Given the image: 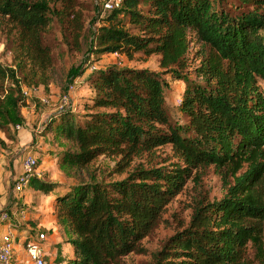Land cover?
I'll use <instances>...</instances> for the list:
<instances>
[{
	"label": "trees",
	"instance_id": "trees-1",
	"mask_svg": "<svg viewBox=\"0 0 264 264\" xmlns=\"http://www.w3.org/2000/svg\"><path fill=\"white\" fill-rule=\"evenodd\" d=\"M69 2L0 0V24L6 19L16 27L21 56L29 63L19 67L28 85L37 84V72L52 64L43 43L49 13L62 18ZM69 15L76 35L79 18L72 10ZM262 30L264 0H236L231 8L223 0H123L122 8L107 11L93 33L95 53L160 54L161 67L172 74L184 68L190 44L209 53L195 70L199 81L182 78L185 124L171 118L167 83L158 72L115 65L86 80L93 95L82 114L73 116L67 107L48 118L46 128L74 146L56 153L65 178L101 156L119 158L118 171L133 157L166 145L177 157L165 166H135L125 178L109 182L90 173L87 180L68 183L32 178V188L53 195L61 241L73 248L64 264H127L125 257L145 252L141 241L166 206L194 171L209 167L222 180L223 197L196 199L187 226L154 254L155 264H255L254 256L264 264ZM6 80L11 86L4 89ZM19 85L14 70L0 64V131L24 121Z\"/></svg>",
	"mask_w": 264,
	"mask_h": 264
},
{
	"label": "rangeland",
	"instance_id": "rangeland-1",
	"mask_svg": "<svg viewBox=\"0 0 264 264\" xmlns=\"http://www.w3.org/2000/svg\"><path fill=\"white\" fill-rule=\"evenodd\" d=\"M232 1L235 2L236 0H223V4L226 8H231ZM102 2L103 0H70L65 9L66 13H68L67 15L62 14L63 17L59 19L52 12L49 13L51 22L46 32L43 33V43L50 47L52 64L47 70L41 73L37 72V84L28 85L27 82L22 80L25 71L19 70V67L21 68L25 65L29 68V63L21 56L16 27L11 25L6 19L1 20L0 64L5 68L14 70L15 79L19 81L20 88H26L30 92L26 97H23L21 93L24 100L21 107V114L24 119L21 123L23 128L17 130L15 126H10L5 132L0 131V162L4 161L5 170L9 171L11 176L14 177L18 173L20 158L26 152H31L37 157L38 172L39 168L41 170L46 169L45 173L39 172L41 177L50 180V177L57 179L66 175L64 171L58 168L57 157H59V152L68 148L74 149V146L71 142L62 140L61 136H55L54 131L49 129V127L46 128V126H49L46 122L57 111L63 94L69 95L71 104L69 108L74 111L71 115L82 114L83 104L92 97L86 80L110 65L146 68L158 72L167 83L164 96L171 118L177 124H185L186 117L179 106L186 87L182 78H187L191 81L200 80L196 76L195 70L201 63V57L207 55L209 49L201 47L200 44H190L189 50L184 57V68H176L175 76L170 71L165 72L161 67L160 54L146 55L143 52H138L132 58H128L123 54L95 53L92 47L93 33L107 15V12L102 11ZM54 8L63 9L60 3H56ZM71 10L77 15L81 24L76 35L71 24L68 23L72 18L69 15ZM119 18L123 22L128 23L127 14H121ZM261 32L264 34V30ZM9 86H11L10 80H6L3 88L5 89ZM259 86L264 92V83L260 82ZM81 88L85 90L86 94L78 95V98L82 101L75 103V98L71 92ZM42 98L46 99L45 103L41 101ZM58 141L60 143L57 144ZM57 152L58 154H56ZM118 160L119 158L101 156L94 160L87 169H83L80 172L67 171L71 177L66 176V179L68 182L71 180L78 182L80 179L87 180L90 173L94 174L96 179L106 182L120 180L125 178L135 166H165L170 162L177 161V157L174 156L171 147L166 145L157 148L153 152L133 157L129 166L123 171H118L120 168L117 164ZM196 175L197 177H195ZM9 185L12 188V180ZM224 193L225 188L222 180L213 167L205 168L199 172L194 171L187 180L183 190L166 206L154 231L141 241L145 252L132 253L125 257L124 261L127 264H155L154 254L163 250L167 240L177 231L187 226L194 201L203 197L211 201L219 200ZM22 209L25 208L23 207ZM14 226L17 229L19 228L17 223ZM44 231L48 233L46 230ZM52 250H58V253L56 256L55 252L52 253L50 264H64L70 255V245L65 241L55 244L50 251ZM254 258L255 264H261L255 256ZM262 258H264V254Z\"/></svg>",
	"mask_w": 264,
	"mask_h": 264
},
{
	"label": "crops",
	"instance_id": "crops-1",
	"mask_svg": "<svg viewBox=\"0 0 264 264\" xmlns=\"http://www.w3.org/2000/svg\"><path fill=\"white\" fill-rule=\"evenodd\" d=\"M71 93L72 96L75 98L74 101L75 103H79L80 101H82L78 97L83 94H86L83 88L79 90H74ZM90 93L93 95V92L91 90ZM3 163L4 161L0 162V216L4 212L7 213L13 225L17 223V225L19 226L18 229L15 227L17 234V241L15 245V255H14L15 262L12 264L25 263L26 256L24 252V244L28 239H30L33 236L34 232L37 230L40 231L46 230L48 232L47 234L50 245L47 251V262L48 264H50L52 253L55 252V256L58 253V250L50 251L51 248L55 244L62 242L60 235L58 233L53 195L44 193L41 190H36L31 187L26 191L25 196L21 200L16 199L12 191V188L9 185V182L13 179V176H11V173L9 171L5 170V166L3 165ZM42 170L39 168L40 173L46 172V169H42ZM20 172H21V164H20V169L16 175H18ZM42 176L44 175L42 174ZM63 177L62 178L58 177L57 179L54 177H50V181L68 183V180L65 177L64 178ZM23 207L25 209H22ZM6 227H7L6 222L2 221L0 218V240ZM69 251L70 254L73 253V248L71 245Z\"/></svg>",
	"mask_w": 264,
	"mask_h": 264
},
{
	"label": "built area",
	"instance_id": "built-area-1",
	"mask_svg": "<svg viewBox=\"0 0 264 264\" xmlns=\"http://www.w3.org/2000/svg\"><path fill=\"white\" fill-rule=\"evenodd\" d=\"M123 6V0H103L101 8L103 12L120 9ZM23 97H26L30 92L26 88L21 89ZM43 103L46 102L42 98ZM70 107V100L68 94H63L60 99L58 109ZM15 128L20 130L23 128L22 124H16ZM21 172L12 179V191L16 199H22L26 191L31 188V180L34 177L40 178L41 175L37 170L38 159L31 153L26 152L20 158ZM1 220L6 222L7 227L3 232L0 240V264H12L15 255V245L17 241V234L15 226L10 221L7 213H2ZM48 235L45 231L37 230L33 236L24 244V252L26 261L24 264H48L47 251L49 249Z\"/></svg>",
	"mask_w": 264,
	"mask_h": 264
}]
</instances>
